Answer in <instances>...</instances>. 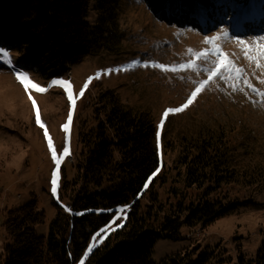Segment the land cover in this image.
Returning a JSON list of instances; mask_svg holds the SVG:
<instances>
[{"label": "rangeland", "instance_id": "obj_1", "mask_svg": "<svg viewBox=\"0 0 264 264\" xmlns=\"http://www.w3.org/2000/svg\"><path fill=\"white\" fill-rule=\"evenodd\" d=\"M218 1L212 0L209 8L203 0H177L179 12L173 3L166 11L168 14L163 15L160 8L154 10L146 0H118L114 28L118 29L119 38L114 34L109 40L113 47L118 45L117 49L90 54L58 75L43 76L24 64L30 53L3 48L12 63H7L0 53V260L5 245L11 242L4 228L10 210L36 198L39 210L47 217L45 224L38 225L37 232L45 236L57 214L55 202L63 213H73L65 206L73 204L74 187L70 185L64 190V186L77 175L80 129L97 124L96 111L102 107L99 100L102 91L98 88L103 86L114 90L122 103L134 111L148 112L156 124L163 164L148 188L152 186L159 193L166 213L176 209L179 203L189 205L199 202L200 198L227 197L243 204L208 226H182L177 240L157 239L152 259L161 262L176 253L194 249L211 253L214 264H239L241 256L257 257L264 246V98L244 85L243 78L253 88L264 92V83H261L264 69H257L255 63L245 59L241 46L235 41L242 39L252 44L256 38L264 37V0H226L225 5ZM206 11L211 13L210 18ZM99 18L100 14L93 8L90 22L95 24ZM225 31L228 37L216 43L244 70L242 80L236 82L237 90L217 78L185 111L170 113L161 127L163 113L184 104L198 82L207 79V73L202 70L164 72L152 65L187 63L192 58L189 49L210 50L205 37L222 36ZM199 63L202 67H212L211 61ZM21 71L47 91L30 89L26 92L16 79V73ZM89 78H92L90 83ZM53 79L69 81L76 99L67 134L62 126L72 110L71 104L63 88L51 86ZM86 83L88 87L84 88ZM82 89L84 95L80 96ZM37 110L57 154H63L66 145L69 147V154L61 164L57 197L51 193L55 164L44 129L36 123ZM201 136L224 139L229 165L236 169L234 181L222 184L214 192L207 190L208 185L187 187L177 167L183 138Z\"/></svg>", "mask_w": 264, "mask_h": 264}, {"label": "trees", "instance_id": "obj_2", "mask_svg": "<svg viewBox=\"0 0 264 264\" xmlns=\"http://www.w3.org/2000/svg\"><path fill=\"white\" fill-rule=\"evenodd\" d=\"M203 1L210 8L212 0ZM146 3L154 10L160 8L163 15L173 3L180 10L177 0ZM117 4L118 0H0V47L28 52L24 64L43 76L58 75L90 54L117 49L109 42L118 32ZM93 8L100 14L95 24L89 19ZM98 89L102 107L96 111L97 124L80 129L77 175L64 186V190L74 187L73 213H63L55 202L57 214L45 236L37 232L47 217L36 198L10 210L4 228L11 242L5 245L0 264H80L82 260L84 264H214L213 255L200 249L161 262L152 259V251L157 239H179L182 226H208L243 204L227 197L200 198L189 205L179 203L166 213L159 193L152 186L145 188L163 164L153 118L123 104L114 90ZM228 161L224 139L184 137L177 167L187 187L208 185L207 190L214 192L235 179L236 169ZM122 207L129 210L125 217L118 211ZM116 216L123 218L122 223ZM92 244L93 252L88 253ZM239 264H264V246L255 259L241 256Z\"/></svg>", "mask_w": 264, "mask_h": 264}, {"label": "snow or ice", "instance_id": "obj_3", "mask_svg": "<svg viewBox=\"0 0 264 264\" xmlns=\"http://www.w3.org/2000/svg\"><path fill=\"white\" fill-rule=\"evenodd\" d=\"M228 37V33L225 31L223 32V35L217 34L213 37H205V43L211 45V49H204L203 51H193L192 49H189V53L191 54L192 58L187 63H180L178 65H172V66H165L164 64H154L152 65L155 68L162 69L164 72H178L181 70H192L194 72H200L201 70L203 72L207 73V79L201 80L198 82L197 86L195 87V90L191 92L190 96L187 98L186 102L182 104L179 107L176 108H169L163 113L164 119L161 120V127H163L165 119L169 116L170 113H180L185 111L198 97V95L206 89L207 86H209L214 80L217 78L219 80L225 81L229 84V86L235 91L237 90L238 84L236 82H240L243 78L244 70L240 67H237L233 60L229 59L227 54H225L220 46L216 43L220 39H224ZM238 45L241 46V50L243 52V55L245 59L248 61L255 63V66L257 69H264V37H258L252 44H248L246 41L242 39H236L235 41ZM0 53L3 54L4 60L7 63H12L11 59L9 58L8 52L5 51L3 48H0ZM215 57L214 60L211 58ZM200 61L209 62L211 61L212 67H202V65L199 63ZM131 67V65L129 66ZM144 67H148L147 64H144ZM122 70L128 71L129 68H123ZM111 71V70H110ZM99 73H97V78H99ZM16 79L18 82H20L25 91L29 92V90H37L41 93H44L47 91L46 88L33 83L28 73L26 72H17L16 73ZM92 78H89V83L91 82ZM261 83H264V80L261 81ZM243 84L246 85L248 88H251L253 92H257L259 96L264 98V92H259L257 89L253 88L252 85L249 83V81L246 78H243ZM51 86H59L63 88L64 92L67 95V99L69 100L71 104V109L68 113L67 122L62 126L63 131L67 134L69 133V128L73 120V110L75 109L76 105V99L73 96V90L72 85L69 81L63 80V79H53L51 81ZM88 87V83L84 85V88ZM241 91H243V88H240ZM84 95V90L82 89L80 92V96ZM29 98L31 99V95H29ZM33 107L36 108V101L33 100ZM36 123L44 129V136L48 143L49 151L51 152L52 160L55 164V169L52 173L51 178V193L53 197H57L58 192V184H59V177L61 172V164L62 161L65 159V157L69 154V147L66 145L63 149V154L58 155L57 151L54 147L53 140L49 136L48 130L44 123L41 122L39 110L36 111ZM155 173H153V176ZM152 177H149V182H151ZM148 187V184H145V188ZM69 210V209H66ZM120 213H124L125 209L122 207L118 209ZM77 215H82V213H77ZM121 219V216H116V220ZM106 231V230H104ZM99 235V233L97 234ZM95 237H93V240L95 241ZM95 247V244H92L89 246L87 252L92 253L93 248ZM80 264H84V261L82 260Z\"/></svg>", "mask_w": 264, "mask_h": 264}, {"label": "built area", "instance_id": "obj_4", "mask_svg": "<svg viewBox=\"0 0 264 264\" xmlns=\"http://www.w3.org/2000/svg\"><path fill=\"white\" fill-rule=\"evenodd\" d=\"M68 212H70L71 210H73V204H68L67 206H65ZM129 214V211L127 209H125L124 213H122V216L125 217L126 215ZM123 221V218L121 217V219H119V221Z\"/></svg>", "mask_w": 264, "mask_h": 264}, {"label": "bare ground", "instance_id": "obj_5", "mask_svg": "<svg viewBox=\"0 0 264 264\" xmlns=\"http://www.w3.org/2000/svg\"><path fill=\"white\" fill-rule=\"evenodd\" d=\"M71 211H72V210H71ZM71 211H70V212H71Z\"/></svg>", "mask_w": 264, "mask_h": 264}]
</instances>
